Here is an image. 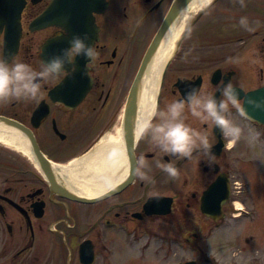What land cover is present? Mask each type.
<instances>
[{
	"label": "flooded vegetation",
	"instance_id": "obj_1",
	"mask_svg": "<svg viewBox=\"0 0 264 264\" xmlns=\"http://www.w3.org/2000/svg\"><path fill=\"white\" fill-rule=\"evenodd\" d=\"M194 1L0 0V59L39 71L69 47L73 35L85 33L98 53L89 65L94 82L84 75L90 61L80 56L73 76L44 83L39 101L0 105V264H99L112 247L111 233L138 237L141 225L154 220L189 223L194 210L214 224L225 218L234 204L231 188L237 187L226 160L233 147L219 128L190 114L187 123L207 130L215 163L197 154L172 159L138 137L132 180L118 193L81 202L73 198L79 196L76 184L67 177L79 169L75 160L93 153L105 137L115 138L121 129L123 139L132 90L151 91L153 103L165 109L191 87L217 98L228 83L245 93L264 87L247 89L240 80L264 79V12L251 8L257 0L243 7L239 0H209L196 11ZM20 7L19 38L7 43L13 25L4 20ZM45 13L46 25L33 28ZM242 17L251 31L242 32ZM12 131L25 138L26 146ZM141 157L151 165L148 181L137 175ZM157 159L173 163L179 177L156 168ZM216 181L226 182L229 193L214 221L203 214L201 200ZM192 236L197 235L182 237L188 243Z\"/></svg>",
	"mask_w": 264,
	"mask_h": 264
},
{
	"label": "rangeland",
	"instance_id": "obj_2",
	"mask_svg": "<svg viewBox=\"0 0 264 264\" xmlns=\"http://www.w3.org/2000/svg\"><path fill=\"white\" fill-rule=\"evenodd\" d=\"M253 3L251 8L264 12V0ZM246 31L243 27L242 32ZM240 80L247 89L264 84V79ZM230 118L244 129L245 136L227 154L229 173L237 187L231 188L234 204L228 205L225 218L214 224L194 210L189 223L154 220L141 225L138 237L111 233L112 247L105 256L104 252L100 255L99 264H264V126L250 123L236 110ZM250 128L260 133L261 143L254 148L245 138ZM135 152H141L139 147ZM121 197L124 195L98 204V209ZM190 232L197 236L188 244L182 236Z\"/></svg>",
	"mask_w": 264,
	"mask_h": 264
},
{
	"label": "clouds",
	"instance_id": "obj_3",
	"mask_svg": "<svg viewBox=\"0 0 264 264\" xmlns=\"http://www.w3.org/2000/svg\"><path fill=\"white\" fill-rule=\"evenodd\" d=\"M239 3L243 7L245 0H239ZM240 24L246 30H252L247 18L242 17ZM88 39L87 33L83 36L73 35L68 42L69 47L63 49L61 55L52 56L47 62H43L39 71L23 62L9 63L0 59V105L14 101H39L44 95L42 91L44 83L58 77L66 79L73 76L76 71L75 60L80 56L90 61L85 65L84 75L94 82L89 65L97 58L98 53L94 46L86 43ZM218 91L219 98L191 87L183 99L171 102L165 109H160L157 103H153L138 123L139 138L146 140L160 153L172 159L190 160L197 154L209 165L215 163L216 156L212 152L214 145L209 140L207 130H198L187 123L188 114L202 124L210 123L219 128L221 134L229 139L231 146L245 136L244 129L230 118L232 109H235L240 117L248 120L251 116L246 105L253 110L264 112V99L241 96L240 90L231 83L223 85ZM59 106L67 107L62 102H59ZM245 138L253 148L261 143L260 133L251 128ZM154 163L156 168L169 177L173 179L179 177V170L173 163L160 159ZM136 171L140 180H150L151 165L144 157L137 162Z\"/></svg>",
	"mask_w": 264,
	"mask_h": 264
},
{
	"label": "bare ground",
	"instance_id": "obj_4",
	"mask_svg": "<svg viewBox=\"0 0 264 264\" xmlns=\"http://www.w3.org/2000/svg\"><path fill=\"white\" fill-rule=\"evenodd\" d=\"M209 0H195L193 7L196 11ZM153 94L145 91L138 94L137 110L131 123L135 141L138 139V123L145 112L152 106ZM17 143L21 141L26 146L25 138L19 132L12 131ZM20 143V142H19ZM76 167L68 172L67 177L76 184V194L83 198H97L114 188L128 175V160L125 153L121 129L117 130L115 138H104L96 150L75 160ZM240 209L239 206H237Z\"/></svg>",
	"mask_w": 264,
	"mask_h": 264
},
{
	"label": "water",
	"instance_id": "obj_5",
	"mask_svg": "<svg viewBox=\"0 0 264 264\" xmlns=\"http://www.w3.org/2000/svg\"><path fill=\"white\" fill-rule=\"evenodd\" d=\"M20 9L21 7L18 8V10L11 15V19L4 20V21H8L9 23H12L13 25V27H11V29L8 30V32H10L11 30L13 35L12 36L9 35L8 38H5L7 39L6 40L7 43H9L10 40L12 39L14 41V44H16L19 38ZM47 22H48V16L46 15V13L41 14L37 19L33 21V28H42L44 25H46ZM240 92H241V96H250L257 100L264 99V87L246 93L241 90ZM138 94H139L138 90L136 92L133 90L131 91L130 104L124 120L123 142H124L125 153L127 155V159L129 162V171L127 177L125 178V180H123V182H121L120 184H118L117 186H115L114 188L110 189L108 192L97 198L90 199V198H83L80 196H74L73 197L74 199L81 202H92V201L95 202V201L103 200L106 199L107 197H110L111 195L118 193L120 190H122L124 187H126V185H128L131 182L136 165V160L134 155V146L136 141L134 139L133 132L131 129V123L135 116V112L137 110L136 105L138 100ZM135 106H136V110L134 109ZM246 107H248V112L251 116V119L249 121L257 122L261 125H264V112L259 110H253L251 107L247 105ZM2 122H10V121L4 120ZM228 193H229L228 185L226 182L222 183L216 181L213 185H211L210 188L207 191H205L202 196L201 210L203 214H205L207 217L212 218L214 221L220 219V217L222 216L221 204L224 203V201L228 198ZM147 205L148 207L150 205L151 206L154 205V201L149 202ZM150 211L152 213V210Z\"/></svg>",
	"mask_w": 264,
	"mask_h": 264
}]
</instances>
